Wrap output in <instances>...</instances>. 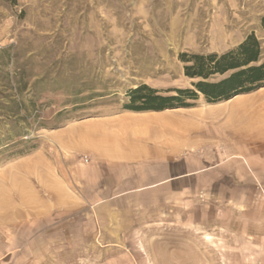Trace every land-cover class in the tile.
I'll use <instances>...</instances> for the list:
<instances>
[{"label": "rangeland", "instance_id": "rangeland-1", "mask_svg": "<svg viewBox=\"0 0 264 264\" xmlns=\"http://www.w3.org/2000/svg\"><path fill=\"white\" fill-rule=\"evenodd\" d=\"M263 19L264 0H0V264H264V91L210 113L235 135L201 149L214 168L99 205L50 142L138 86L193 89L182 53L254 35L264 60Z\"/></svg>", "mask_w": 264, "mask_h": 264}, {"label": "crops", "instance_id": "crops-1", "mask_svg": "<svg viewBox=\"0 0 264 264\" xmlns=\"http://www.w3.org/2000/svg\"><path fill=\"white\" fill-rule=\"evenodd\" d=\"M246 96L226 104L173 109L178 110L175 112L123 111L82 119L53 131L50 142L61 156L80 163L83 197L87 204L99 205L131 192L196 178L214 168L217 156H201V149L216 148L219 135L232 143L235 135L227 131L230 126H224L227 116L217 122L210 113ZM252 113L243 106L235 112L247 121L256 117ZM248 125L240 126L243 134L237 137L241 141L249 139ZM83 156L88 164L80 162Z\"/></svg>", "mask_w": 264, "mask_h": 264}, {"label": "trees", "instance_id": "trees-1", "mask_svg": "<svg viewBox=\"0 0 264 264\" xmlns=\"http://www.w3.org/2000/svg\"><path fill=\"white\" fill-rule=\"evenodd\" d=\"M15 2V0H11ZM264 29V19L262 20ZM260 43L249 35L237 47L222 54H187L179 56L184 76L193 89L176 90L175 95L162 96L145 85L130 90L125 111L134 113L161 112L195 107L199 95L208 105H215L238 95L251 94L264 87V60Z\"/></svg>", "mask_w": 264, "mask_h": 264}, {"label": "bare ground", "instance_id": "bare-ground-1", "mask_svg": "<svg viewBox=\"0 0 264 264\" xmlns=\"http://www.w3.org/2000/svg\"><path fill=\"white\" fill-rule=\"evenodd\" d=\"M260 91H264V88L259 89L257 92H260ZM239 97H242V95L235 96V97L229 99L228 101H225V102H222V103H219V104L229 103V102H231L234 99H238ZM175 111H178V110H173V111H170V112H175Z\"/></svg>", "mask_w": 264, "mask_h": 264}, {"label": "built area", "instance_id": "built-area-1", "mask_svg": "<svg viewBox=\"0 0 264 264\" xmlns=\"http://www.w3.org/2000/svg\"><path fill=\"white\" fill-rule=\"evenodd\" d=\"M80 162L83 164H88L89 159L87 157L83 156V157H80Z\"/></svg>", "mask_w": 264, "mask_h": 264}]
</instances>
